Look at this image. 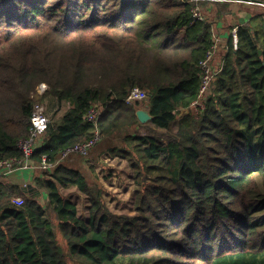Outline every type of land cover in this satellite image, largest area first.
<instances>
[{
	"label": "trees",
	"instance_id": "obj_1",
	"mask_svg": "<svg viewBox=\"0 0 264 264\" xmlns=\"http://www.w3.org/2000/svg\"><path fill=\"white\" fill-rule=\"evenodd\" d=\"M202 4L0 0V160L21 157L45 84L52 119L34 162L89 141L85 115L98 104L94 148L125 159L139 188L135 214H115L98 182L62 163L36 178L64 250L45 207L0 180V264H264V18L237 28L235 50L230 35L201 98L199 63L214 43L192 17ZM134 87L147 91L146 124L140 102H125ZM131 128L123 147L106 148ZM70 188L87 197L86 218L61 193Z\"/></svg>",
	"mask_w": 264,
	"mask_h": 264
},
{
	"label": "built area",
	"instance_id": "obj_2",
	"mask_svg": "<svg viewBox=\"0 0 264 264\" xmlns=\"http://www.w3.org/2000/svg\"><path fill=\"white\" fill-rule=\"evenodd\" d=\"M192 17L198 21H205L204 16L202 15L198 7H194L191 10ZM237 35L236 30L232 34V44L233 49L237 48ZM216 44L213 43V46L210 51L207 52L205 58L199 63L200 70L202 71L201 84L199 89V97H203L207 92L213 78L217 75L221 69V65L216 64L215 54H216ZM47 90L45 84H40L35 93L32 96L34 100L30 112V127L27 137L19 140L16 144L17 149L21 153V157L18 158H8L0 160V180L6 178L8 175L16 171H25L29 169H37L40 172H48L50 169L55 168L65 159L69 158L72 155L80 156L86 158L95 145L100 141L101 136L97 129V121L102 115L103 108L98 104L92 105L85 115L87 122L91 123L94 128L93 137L82 144L74 145L63 150L55 163L47 162L46 156H42L40 163H35L32 159L34 152L41 147L48 125L50 123L47 115L44 104L40 101V98L44 95ZM147 101V92L138 87H134L130 90L125 102L127 104H133L135 102H145ZM195 102L194 104H197ZM193 104V105H194ZM11 202L15 206L23 205V199L21 197H14L11 199Z\"/></svg>",
	"mask_w": 264,
	"mask_h": 264
},
{
	"label": "crops",
	"instance_id": "obj_3",
	"mask_svg": "<svg viewBox=\"0 0 264 264\" xmlns=\"http://www.w3.org/2000/svg\"><path fill=\"white\" fill-rule=\"evenodd\" d=\"M203 4L199 5L204 20L211 27L213 42L216 44L215 62L221 65L222 58L226 52V43L233 31L239 26L248 23L254 17L264 18V0H199ZM140 109V108H139ZM188 112V110H186ZM185 110L182 115L187 114ZM62 114L58 115L59 122ZM90 161L92 163H90ZM96 161L93 159L72 155L61 162L69 169L79 171L84 175L90 171V166ZM49 172H40L37 169L16 171L3 182L19 187L26 196L35 199L39 204L44 201V192L35 184L36 178L49 177Z\"/></svg>",
	"mask_w": 264,
	"mask_h": 264
},
{
	"label": "rangeland",
	"instance_id": "obj_4",
	"mask_svg": "<svg viewBox=\"0 0 264 264\" xmlns=\"http://www.w3.org/2000/svg\"><path fill=\"white\" fill-rule=\"evenodd\" d=\"M43 104L45 105V103ZM144 104V102H140L141 107L139 108H142ZM48 119L49 121L52 119L50 113H48ZM135 130L136 129L131 128L119 132L118 136L111 140L113 145L111 146V144H107L105 145L106 148H111L118 145L123 147V145H121L122 137H124L127 133H132ZM98 146L100 145H97L96 148H94L88 155V159H93L96 161V164L90 166V171L84 173L85 179L91 184L96 182L100 184L103 189L104 202L113 213L134 215L136 191L139 188L136 184H134L132 178L133 172L129 166V163L125 159L119 158V156H112L110 152L111 149L100 153L102 150L99 149ZM90 163L92 162L90 161ZM61 193L68 196L70 200L76 205L79 216L83 218L87 217L89 201L85 195L78 192L76 188L61 190ZM41 203L43 207L46 206L45 199L44 201H41ZM45 212L53 224L61 247L66 250L65 243L58 231L57 221L55 220L54 215L46 207Z\"/></svg>",
	"mask_w": 264,
	"mask_h": 264
},
{
	"label": "water",
	"instance_id": "obj_5",
	"mask_svg": "<svg viewBox=\"0 0 264 264\" xmlns=\"http://www.w3.org/2000/svg\"><path fill=\"white\" fill-rule=\"evenodd\" d=\"M135 116L141 124H146L152 119L151 115L149 114V111L145 107L137 109L135 112Z\"/></svg>",
	"mask_w": 264,
	"mask_h": 264
}]
</instances>
